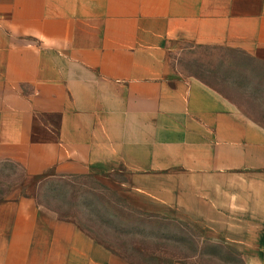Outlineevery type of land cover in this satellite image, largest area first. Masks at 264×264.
Instances as JSON below:
<instances>
[{
	"label": "crops",
	"instance_id": "obj_1",
	"mask_svg": "<svg viewBox=\"0 0 264 264\" xmlns=\"http://www.w3.org/2000/svg\"><path fill=\"white\" fill-rule=\"evenodd\" d=\"M179 45L264 62V0H0V161L25 170L0 264H133L36 197L107 169L130 207L264 264V126L182 74Z\"/></svg>",
	"mask_w": 264,
	"mask_h": 264
},
{
	"label": "rangeland",
	"instance_id": "obj_2",
	"mask_svg": "<svg viewBox=\"0 0 264 264\" xmlns=\"http://www.w3.org/2000/svg\"><path fill=\"white\" fill-rule=\"evenodd\" d=\"M177 67L228 97L241 111L264 126V62L229 47L179 45ZM102 176L47 179L37 186L40 204L61 218L77 222L116 253L137 264H242L238 254L199 238L186 224L139 214L105 182L123 177V169ZM24 168L0 161V198L19 197ZM127 257H125V256Z\"/></svg>",
	"mask_w": 264,
	"mask_h": 264
},
{
	"label": "trees",
	"instance_id": "obj_3",
	"mask_svg": "<svg viewBox=\"0 0 264 264\" xmlns=\"http://www.w3.org/2000/svg\"><path fill=\"white\" fill-rule=\"evenodd\" d=\"M138 213L139 214H143V213H141V212H139L138 211ZM81 228H83L82 226H81ZM84 230H86L89 234H91L92 236H94L92 233H91V231L90 230H88V229H86V228H83ZM95 238H97L96 236H94ZM102 242V241H101ZM102 243H104V242H102ZM105 244V243H104ZM106 245V244H105ZM107 246V245H106ZM107 247H109V246H107ZM110 248V247H109ZM110 249H112V248H110ZM113 250V249H112ZM125 256V255H124ZM125 257H127V256H125ZM128 258V257H127ZM131 263H133V264H137V263H134L133 261L131 262Z\"/></svg>",
	"mask_w": 264,
	"mask_h": 264
}]
</instances>
